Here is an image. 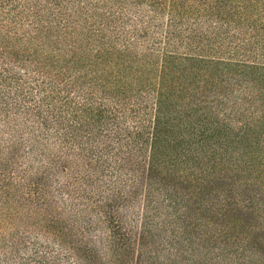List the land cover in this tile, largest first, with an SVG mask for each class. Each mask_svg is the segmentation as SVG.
Returning <instances> with one entry per match:
<instances>
[{
	"label": "trees",
	"instance_id": "1",
	"mask_svg": "<svg viewBox=\"0 0 264 264\" xmlns=\"http://www.w3.org/2000/svg\"><path fill=\"white\" fill-rule=\"evenodd\" d=\"M0 125L13 264H264V0H0ZM179 161L183 195L155 174Z\"/></svg>",
	"mask_w": 264,
	"mask_h": 264
},
{
	"label": "rangeland",
	"instance_id": "2",
	"mask_svg": "<svg viewBox=\"0 0 264 264\" xmlns=\"http://www.w3.org/2000/svg\"><path fill=\"white\" fill-rule=\"evenodd\" d=\"M142 7V6H141ZM144 7V6H143ZM145 8V7H144ZM105 10V8H104ZM153 30V29H151ZM144 51V50H142ZM142 51H140V53H143ZM19 71L21 73L24 72L23 68H19ZM218 71V65H215L214 68V72L216 73L215 76H218L217 74ZM216 79V77H215ZM226 84H224L225 86ZM250 86V84H248ZM239 89V87L237 85H235L234 87V92H236V94L243 93L242 91L237 90ZM218 92V90H216ZM202 94H206L207 90L202 91ZM213 96V94L209 95V97ZM209 100H212V98H210ZM218 117V115H217ZM221 117V116H220ZM239 123L240 121H236L235 125H229L232 129H237L239 127ZM22 126V125H20ZM218 126V125H217ZM3 125H0V144H6L8 143L10 137H11V132H14L13 129H11L10 125H6L5 127H3ZM18 129V126L15 127ZM167 129V128H166ZM184 127L183 125H170V130L168 129V132L165 133V135L163 137H161V144H165L167 142H170V146L172 144H174L175 142H182L183 138H189V136L186 134V131L184 133ZM34 133L35 131L32 129H29L26 131V133L24 134L25 140H26V147L30 146V145H35V139H34ZM179 133H181L182 136H179ZM148 137V136H147ZM170 140V141H168ZM173 141V143L171 142ZM151 140H149L148 144L145 147V151H144V156H147L150 154L151 151H149L151 149V145H150ZM217 149V156L220 158L222 149L221 146L222 144L218 141L217 145H214ZM170 153H172V155L174 154V149L172 147L169 148L168 150ZM178 151H180V155L183 157H185V154H182L184 152L183 149H178ZM239 154V150L238 149H234V151H232L231 153L228 152V154L225 155L226 158H232L235 157V155L237 156ZM234 159V158H232ZM166 166H160L159 169L156 171V177L161 179L164 182H168L171 183L172 185H176L177 186V191H181V195L185 194V192H190V190H188L185 187V182L182 181L181 177H180V172L184 169V172H186L185 168H187V164H185V162L183 161H179L176 165H170V163ZM166 167V168H164ZM168 169V170H167ZM172 169V170H171ZM229 173L230 170L226 169ZM170 171V172H169ZM217 171H220L217 168ZM169 172V173H168ZM244 176L243 180H233V185L236 187H238L237 191H244L246 193V195L248 196H252V194L255 196L256 194H258V192L261 190V186L259 185L258 182H256L255 180L251 179V176H249V178H247L245 175H247L245 172H242ZM213 176V175H212ZM212 176H207L205 177L206 182L204 180H202L203 182L201 189H204L205 191V195H207V192L209 193L208 199H210V201H218V193L219 191L223 192L225 194L226 189L229 187V184L227 185V183L229 181H220L219 179H216L217 176L214 175L213 179L210 182V179L212 178ZM249 179V180H248ZM243 181V182H242ZM231 182V183H232ZM248 189H247V188ZM144 191H141V195L137 201L138 207L141 209L142 206V202H144V197H143ZM195 198V196L191 197L190 200H193ZM218 203V202H217ZM136 207V209L138 208ZM141 212V211H140ZM241 214H246L245 211H241ZM132 216V215H131ZM255 221V220H254ZM8 225H5L3 227H0V264H13L15 262V260L17 259L18 261H23V259L28 255L29 253V249L27 245H21L20 247V251L18 253H14L15 248H12V243L11 241L13 240L11 234L13 232V230H11V228L7 227ZM24 231H26V234L28 236V239H30L31 241L34 240H39V241H43L45 242L47 240L46 236L42 235V234H37L36 231H34L33 229H29L26 228ZM17 233V229L14 231ZM6 236V239H5ZM6 240V243H3V241ZM150 248V246H149ZM16 252V251H15ZM159 254H162V251L159 252ZM164 257L161 256L160 259H163ZM145 259V258H144ZM159 259V258H158ZM151 264H155V262L157 261L156 259H151ZM145 262H148V260L145 259ZM32 264V263H31Z\"/></svg>",
	"mask_w": 264,
	"mask_h": 264
}]
</instances>
